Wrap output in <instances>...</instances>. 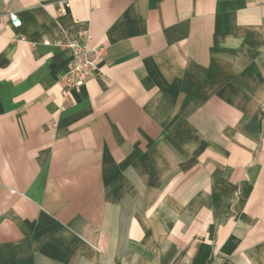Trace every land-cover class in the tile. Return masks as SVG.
<instances>
[{
    "label": "crops",
    "instance_id": "0c3cea01",
    "mask_svg": "<svg viewBox=\"0 0 264 264\" xmlns=\"http://www.w3.org/2000/svg\"><path fill=\"white\" fill-rule=\"evenodd\" d=\"M0 264H264V0H0Z\"/></svg>",
    "mask_w": 264,
    "mask_h": 264
},
{
    "label": "built area",
    "instance_id": "2783aa9c",
    "mask_svg": "<svg viewBox=\"0 0 264 264\" xmlns=\"http://www.w3.org/2000/svg\"><path fill=\"white\" fill-rule=\"evenodd\" d=\"M64 11L65 8L62 7L60 13ZM8 16L14 28L20 27L21 21L17 15L10 13ZM88 41L89 37L81 34L75 40L55 43V46L70 53L67 72L59 80L64 96H67L71 91H79L88 81L99 76L97 65L103 57V48L90 49L87 45ZM47 44L49 45V43Z\"/></svg>",
    "mask_w": 264,
    "mask_h": 264
}]
</instances>
